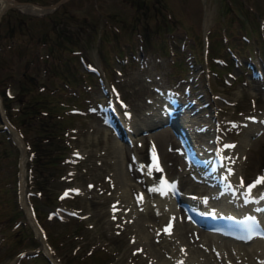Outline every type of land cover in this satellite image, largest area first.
<instances>
[{
    "label": "rangeland",
    "instance_id": "rangeland-1",
    "mask_svg": "<svg viewBox=\"0 0 264 264\" xmlns=\"http://www.w3.org/2000/svg\"><path fill=\"white\" fill-rule=\"evenodd\" d=\"M15 1L39 11L5 5L0 14V92L19 97L20 83L33 82L26 97L63 106L34 120L19 114L12 99L5 112L27 147L25 194L55 264L153 262L144 247L128 243L137 221L152 223L158 215L150 211L123 223L110 211L125 181L134 197L143 195L141 184L157 194L158 185L143 172L153 168V144L163 164L154 170L156 179H177L190 198L209 196V185L195 180L177 153L170 125L159 121L127 134L129 143L118 142L99 108L110 101L121 120L144 124L167 91L181 104L175 117L191 127L188 140L196 150L211 140V115H217L224 140L235 143L242 174L248 181L264 176V126L248 134L245 152L238 145L252 116L264 123V78L252 77L249 65L261 70L264 63V0H63L48 12L42 6L59 0ZM58 32L72 44L59 46ZM51 126L55 136L43 131ZM15 138L0 131V264H50L29 206L21 203ZM48 154L63 159L47 164ZM74 187L77 193L61 195ZM155 237L151 251L165 244L163 235Z\"/></svg>",
    "mask_w": 264,
    "mask_h": 264
},
{
    "label": "bare ground",
    "instance_id": "bare-ground-1",
    "mask_svg": "<svg viewBox=\"0 0 264 264\" xmlns=\"http://www.w3.org/2000/svg\"><path fill=\"white\" fill-rule=\"evenodd\" d=\"M0 1L3 5L1 12L8 7L5 5H10L12 3L11 0H8V2L7 0ZM20 7L26 9L25 6L20 5ZM41 10L43 9L41 8L40 11ZM27 11H39V9H28ZM170 98V93L167 91L163 92L161 96H158L160 109L152 112L151 116L144 124H133V119L126 118V124L124 127L126 133L132 134L134 130L146 128L158 120L162 121L164 113L166 112L163 107L167 104ZM211 117L214 119V127H219V123L216 122L218 119L217 115L212 114ZM262 121L263 118L259 120L257 119L255 124L251 122L248 123V128L250 129L249 131L247 130V133L241 137L240 142L238 143L240 149L241 147H245V145H247L248 134L253 133L256 130H260L263 126ZM182 126V132L187 136H189V134L191 135V127L186 123ZM194 130L198 131L197 128H194ZM215 133H211V140H207V145L203 146L201 149V152L205 155L209 154L208 152L210 147L214 149L215 144L213 143V137ZM12 135L16 137V142L19 144L21 149V203L23 206L25 205L28 207L29 205L25 196L27 174L25 164L28 160L27 148H25L24 143L15 133L12 132ZM118 142L121 141L118 140ZM212 149H210V151ZM235 150L236 149L225 150L226 159L230 162L229 167H233V172L231 174L226 173L227 181L231 182L233 192H229L228 189H220L215 185L211 187L210 191H208L207 195H209V199L207 201H201L196 198H187L191 204L199 205V203H201V206L205 210L216 209L221 213L231 214L243 213L244 211L250 209L252 204L260 203L259 205H264V183H257V181L260 178H264V176H259L253 179V181H248L246 176L242 174V167L239 166L241 163L240 161H242L240 156H238V154L234 155V153H236ZM243 152L245 151L241 149V153ZM228 154H231V157H227ZM235 159L236 163L233 162ZM223 170L226 171L225 168ZM143 172H145L148 179L151 180V185L152 182L155 186L158 185V180L155 178L154 171L150 169L149 166H145ZM196 177L198 180L199 178L206 179L201 175ZM208 181L209 183L211 182V180ZM133 189L134 187L132 184L125 181L122 185V191L119 190L116 195V200H113L115 204L112 205L110 211L115 213L112 214L113 219H115V217L124 218L126 221H123V223H127L133 216H143L145 214L146 216H149L150 211L158 215L156 220L152 223H141V220L140 222L137 221V226H134V230L132 231L133 234L131 235L133 243H131V241L128 243V247H132L134 245V248L144 247L145 254H152V257L150 258L153 262H151V264H264V239L255 237L250 241L241 242L207 232L202 228L194 227L190 223L182 220L181 215L183 213V209L177 206L174 196L169 191L164 190L166 194H162V192L158 190L154 197L153 194H147L141 184L139 193L143 192V195L141 197H134L132 195ZM151 192L153 191L151 190ZM218 195L220 197H218ZM246 196L252 197V204H242L241 200ZM142 202L144 203L143 205ZM115 207L116 211H114ZM28 211L29 213L27 211L26 212L29 214V219L32 220L30 209ZM169 220H174V224L171 229H168L167 227ZM125 225L123 226L119 223V227L123 229L125 228ZM153 227H155V231L151 233V230L154 229ZM195 233L197 234L196 237L194 236ZM157 234L163 235L162 239L165 244L161 250L154 249L155 251H151L152 242L158 241L155 237ZM147 241L149 244L151 243V245L146 244ZM168 245L170 246L168 247ZM47 253L51 254L49 250H47ZM52 262L55 264L53 260Z\"/></svg>",
    "mask_w": 264,
    "mask_h": 264
},
{
    "label": "trees",
    "instance_id": "trees-1",
    "mask_svg": "<svg viewBox=\"0 0 264 264\" xmlns=\"http://www.w3.org/2000/svg\"><path fill=\"white\" fill-rule=\"evenodd\" d=\"M229 9V8H228ZM59 37V42L57 41L58 45L61 47H65V45L63 44V42L65 41L66 44H72V42L65 36H63L62 33L58 32V35H56V38ZM70 48L71 47H67ZM33 85V82H21L19 88L17 89V93L19 94V97H17L16 95H13L12 98L6 97V95L4 93H1L2 97H3V101L4 104L6 103V108L9 105V101L14 99L17 102L20 103L19 107H18V113L21 114L22 116H30L32 119H39L40 116H42V114H47V115H52L53 110L55 109H59L62 108L63 106L60 105H52L50 103V101L46 98L43 97L42 99H31L26 97L27 94V86ZM8 102V103H7ZM53 124V123H52ZM54 127L51 126L50 129H46L44 128L43 131L47 134H49V136H55V132L53 131ZM59 158H61L60 154H57V156H50L48 154V160H47V164H57L59 161ZM44 164V162L42 163V165Z\"/></svg>",
    "mask_w": 264,
    "mask_h": 264
},
{
    "label": "snow or ice",
    "instance_id": "snow-or-ice-1",
    "mask_svg": "<svg viewBox=\"0 0 264 264\" xmlns=\"http://www.w3.org/2000/svg\"><path fill=\"white\" fill-rule=\"evenodd\" d=\"M153 152H155V149H154V148H153ZM155 166H156V170H158V171H162V169L159 168L158 160L156 161V165H155ZM164 183L167 184L166 181H164ZM257 183H264V178H260V179L257 181ZM253 186H254V185H253ZM168 187H169V189H171V188L174 187V186L169 185ZM153 190H160V191L162 192V194H166V192H165L163 189H153Z\"/></svg>",
    "mask_w": 264,
    "mask_h": 264
},
{
    "label": "water",
    "instance_id": "water-1",
    "mask_svg": "<svg viewBox=\"0 0 264 264\" xmlns=\"http://www.w3.org/2000/svg\"><path fill=\"white\" fill-rule=\"evenodd\" d=\"M60 1H62V0H60ZM46 8L49 10V9H51V6H47ZM0 122L4 123V120H3V118L1 116H0Z\"/></svg>",
    "mask_w": 264,
    "mask_h": 264
}]
</instances>
